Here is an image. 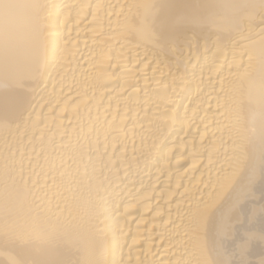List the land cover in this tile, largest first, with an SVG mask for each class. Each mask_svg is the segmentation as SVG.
<instances>
[{
    "label": "bare ground",
    "instance_id": "obj_1",
    "mask_svg": "<svg viewBox=\"0 0 264 264\" xmlns=\"http://www.w3.org/2000/svg\"><path fill=\"white\" fill-rule=\"evenodd\" d=\"M0 264H264V0H0Z\"/></svg>",
    "mask_w": 264,
    "mask_h": 264
}]
</instances>
